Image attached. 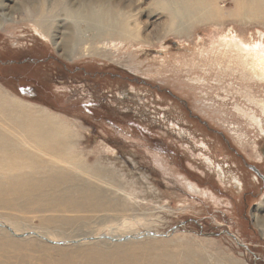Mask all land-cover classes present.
Returning <instances> with one entry per match:
<instances>
[{"label":"rangeland","instance_id":"rangeland-1","mask_svg":"<svg viewBox=\"0 0 264 264\" xmlns=\"http://www.w3.org/2000/svg\"><path fill=\"white\" fill-rule=\"evenodd\" d=\"M120 2L110 7L122 8ZM1 3L0 92L63 124L73 154L105 167L124 205L106 213H41L0 196V231L25 241L14 245L0 235V264H264V227L254 219L257 211L264 215V183L257 186L249 169L256 165L264 175V83L232 64L219 46L221 31L204 26L178 38L168 18L141 12V40L70 58L54 45L66 33L60 18L44 39L30 21V4ZM139 4L148 9L151 0ZM232 29L264 42L262 22L222 31ZM94 33L84 28L83 39ZM177 97L207 125L187 116ZM6 217L35 229L16 236ZM42 218L55 222L46 227ZM48 228L91 236L57 241ZM121 234L137 238L110 240Z\"/></svg>","mask_w":264,"mask_h":264},{"label":"bare ground","instance_id":"bare-ground-1","mask_svg":"<svg viewBox=\"0 0 264 264\" xmlns=\"http://www.w3.org/2000/svg\"><path fill=\"white\" fill-rule=\"evenodd\" d=\"M140 1L143 0H128L125 4V0H121L122 8H112L108 1L102 3L100 0H77L73 4L69 0H32L31 3L20 0V4L31 5L34 14H31L30 21L33 27L41 31L39 37L44 39L48 38L47 33L52 28L54 19H61L60 25H63L66 33L61 34L62 40L54 45H58V49L63 52L62 56L70 58L101 54L107 44L114 41L134 43L141 40L142 29L137 19L141 12L148 19L162 16L168 18V23L178 38H188L191 30L210 26L217 33L221 31V34H217L219 46L223 47L224 53L231 54L234 59L232 64L236 60V64L243 65L249 79L264 83L262 39L248 42L243 36L241 38L235 34L234 29L226 33L222 31L234 22L245 26L250 21L264 23V0H151L148 9L140 8ZM132 5L137 7L135 12L131 11ZM0 8L2 16L4 5L1 0ZM84 28L95 33L83 39ZM138 46L141 48L143 44ZM237 110L242 113L240 108ZM260 110L264 115V103H261ZM243 116L247 117L246 114ZM253 120L258 123L255 117ZM68 134L64 125L57 122L49 112L12 101L0 92V196L7 194L11 197L12 204L21 200L25 204L33 205L41 213H48L56 208L76 213H106L123 208L124 202L118 193L119 188L108 182L109 173L106 168L98 164H87L74 155V143L66 141L69 139ZM106 216L105 214L99 218ZM254 219L256 225L263 229L264 215L257 211ZM3 220L10 224L8 228L15 235L35 229L20 226L7 217ZM40 220L46 227L55 222L51 218ZM45 234L57 241H72L91 236L59 235L57 231L49 228ZM123 234L117 235L115 239L127 241L137 238H127ZM0 235L14 245L25 242L9 240L5 231H0ZM124 238L127 240H123ZM33 242L46 248L38 241ZM123 246L126 245L113 247L120 249Z\"/></svg>","mask_w":264,"mask_h":264},{"label":"flooded vegetation","instance_id":"flooded-vegetation-1","mask_svg":"<svg viewBox=\"0 0 264 264\" xmlns=\"http://www.w3.org/2000/svg\"><path fill=\"white\" fill-rule=\"evenodd\" d=\"M177 98L180 101V104H181V106H182V108L185 111L187 116L194 117L196 120H198V122L202 123L204 126L207 125L202 119L198 118V115L193 113V111L189 108V104H188V102L186 100L181 99L179 97H177ZM208 130L212 131L213 129L209 128ZM213 131H215V130H213ZM249 169H250L251 173L253 174V177L255 178V183H256L257 186H260L261 182L264 183V175H263V171H261V169H259L256 165L250 166Z\"/></svg>","mask_w":264,"mask_h":264},{"label":"water","instance_id":"water-1","mask_svg":"<svg viewBox=\"0 0 264 264\" xmlns=\"http://www.w3.org/2000/svg\"><path fill=\"white\" fill-rule=\"evenodd\" d=\"M8 230H9V228H8ZM15 235V234H14ZM147 235V234H146ZM17 236V235H16ZM127 238H131V237H127ZM127 238H124L123 240H127ZM45 240V239H44ZM111 241H122L121 239H110Z\"/></svg>","mask_w":264,"mask_h":264}]
</instances>
